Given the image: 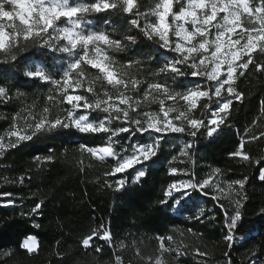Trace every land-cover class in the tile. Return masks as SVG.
<instances>
[{"label":"snow or ice","instance_id":"snow-or-ice-1","mask_svg":"<svg viewBox=\"0 0 264 264\" xmlns=\"http://www.w3.org/2000/svg\"><path fill=\"white\" fill-rule=\"evenodd\" d=\"M174 3L179 7L174 9ZM104 12L127 15L130 26L154 42L158 49L164 50L158 53L159 66L149 71L153 79L142 75L140 59L120 63L113 58L111 53L123 52L130 43H136L137 37L128 35L131 30L128 29L120 34L119 39L114 38L113 34L118 30L116 25L106 18L100 22L91 19L94 14ZM98 23L102 26L97 27ZM108 26L111 27L110 31ZM33 48L47 50L40 55L53 54L52 59L57 61L56 64L46 60L26 63L32 60L30 57L22 61L25 63V81L47 84V101L50 103L37 112L34 102L13 114L10 125L0 134V158L24 142L57 131L74 129L81 134L103 133L107 134L108 140L105 146L81 143L79 151L99 161L114 159V166L105 175L116 176L137 165H145L147 161L159 163V159L153 158L160 153L162 141L165 145L171 143V134H184L192 138L179 150L180 156H190L198 135L211 138L221 132L222 126H228L233 99L242 101L244 98V94L234 87L238 76H243L254 64V53L264 55V0H259V3L257 0H153L144 11L140 10L138 0H73L71 3L70 0H0V64L19 67L16 64L18 58ZM166 53L174 55L168 56ZM146 58L151 60L155 57L148 53ZM255 69L258 72L264 70V63H256ZM160 76L164 79H155ZM197 77L203 83L181 79ZM79 88H85L91 97L76 92L75 89ZM22 95L26 94L17 90V96ZM11 98L9 89L0 85V99ZM213 98H217L216 107L208 113L207 120L204 111L198 117L196 110L208 109ZM202 100L204 103H201ZM65 104L69 107H65ZM153 104L158 105L156 110L151 109ZM261 105L264 111V101ZM90 113L105 115L90 118ZM0 119H4L2 114ZM117 121L119 125L113 127ZM121 134H129L124 139L137 137L138 142L131 145L130 152L124 144H121L119 151L116 150L114 145L120 142L113 138ZM260 137H264V132L250 139L255 141ZM244 149L245 142L241 140L230 155L250 165H261L257 179L264 182V158L253 159ZM35 160L38 164L52 163L55 157L36 156ZM151 166L137 168L135 179L144 177L146 168ZM219 173L220 169L215 168L206 178L197 179L194 173L186 169L171 168L170 174L180 178L166 186L163 198L158 202L172 211L180 212L188 210L186 205L192 199V193L199 191L210 196L224 209L227 228L224 238L231 247L234 233L238 228H243L240 209L247 199L245 186L249 177L244 176L222 187L219 182L213 183ZM184 176L188 178L184 179ZM24 179V176H20V183ZM126 183L127 180L121 176L116 181L115 189L124 190ZM209 185L217 195L205 191ZM221 197L228 198L234 206L233 214H229L225 205L219 203ZM43 204L44 201L40 200L28 215L38 214ZM203 216L204 209L201 208L196 219ZM261 227L264 228V225ZM187 231L196 235L192 229ZM97 238L109 244L112 241L110 230L101 226L83 237L81 246L85 249L93 247ZM158 239L159 256L155 264H167L163 258L165 253L175 252L176 258L179 257L181 252L178 247L164 245L165 239L174 240L172 235ZM22 247L28 253L36 252V238L27 237ZM120 247H124L123 243ZM94 251L100 253L102 248L94 247ZM195 251L197 255H205L199 248ZM114 264H122V256L115 255Z\"/></svg>","mask_w":264,"mask_h":264},{"label":"trees","instance_id":"trees-1","mask_svg":"<svg viewBox=\"0 0 264 264\" xmlns=\"http://www.w3.org/2000/svg\"><path fill=\"white\" fill-rule=\"evenodd\" d=\"M138 2L140 10L144 11L153 0ZM178 7L179 4L174 3V9ZM102 18L117 26L114 38L119 39L120 34L128 29H131L128 35L137 37L136 43L125 51L111 55L126 60L133 53L131 59L144 62L142 73L151 79L149 71L160 60L157 45L130 26L127 15L104 12L91 17L98 22ZM97 26L102 25L98 23ZM108 27L110 31L111 27ZM41 52L45 51L33 48L22 53L16 61L19 67L0 64V85H5L12 97L0 99V114L4 116L0 119V134L8 128L13 114L21 107L35 102L38 112L50 103L47 101L49 86L26 82L23 76L25 63L22 61L25 57L32 58L26 63L39 59L50 62L48 55L41 56ZM148 53L155 57V61L146 58ZM253 58L254 64L243 76H238L234 85L244 98L242 101L233 99L228 126H222L221 132L211 138L198 135L195 147L190 150L191 155L183 159L184 163L179 162V166L174 160L180 147L172 142L165 145L162 141L160 153L153 158L159 159V163L147 161L140 166L152 165L146 168L144 177L135 179L138 167L116 176H106L105 172L114 166L115 160L107 158L99 161L87 153L82 154L79 145L105 146L108 143L107 134H81L74 129L40 136L9 150L0 158V264H114L115 255L122 256V264H155L159 256L158 238L168 235H172L174 240L165 239V247H178L181 254L176 258L175 252L165 253L163 258L167 264H264V228L261 227L264 225V182L257 179L261 165H250L230 155L237 149L238 142L243 140L244 150L250 157L264 158V137L255 141L250 139L264 132V111L261 110L264 70L258 72L255 69L256 63H264V55L256 52ZM17 90L26 95L18 97ZM215 100L213 98L208 109L198 108L196 115L199 117L204 111L207 120L208 113L216 107ZM128 135L121 134V141H126L124 138ZM181 137L185 141L192 140L186 135ZM137 142V137H133L129 146ZM48 155L54 156L55 162L38 164L35 160L36 156ZM173 167L186 169L197 179L206 178L213 169L219 168L220 173L213 180L222 187L244 176L249 177L245 186L247 199L240 209L243 228L234 233L231 247L224 238L227 233L224 209L210 196L204 198V216L201 219H196L199 213L193 209L196 197L200 196L198 193L195 198L192 197V205L186 206L185 216H178L167 205L158 202L163 198L166 186L179 178L170 174ZM20 176L25 177L23 183L19 181ZM121 176L127 183L124 190L117 191L115 184ZM109 184L113 186L108 187ZM205 191L218 194L212 188ZM40 200L44 201L40 212L28 215ZM219 203H223L229 214H233L234 206L228 198L221 197ZM208 216L214 218L208 219ZM101 226L110 230L111 244L97 238L93 247L83 248L82 238ZM29 236L39 242L34 253H28L22 247ZM122 243L123 248L120 247ZM97 246L102 248L100 253L94 251ZM196 248L205 255H197Z\"/></svg>","mask_w":264,"mask_h":264},{"label":"rangeland","instance_id":"rangeland-1","mask_svg":"<svg viewBox=\"0 0 264 264\" xmlns=\"http://www.w3.org/2000/svg\"><path fill=\"white\" fill-rule=\"evenodd\" d=\"M71 2H73V0H70V3ZM150 19H151V17H150ZM98 27V26H97ZM131 45H133V44H129V46H131ZM127 49V48H126ZM125 49V50H126ZM124 50V51H125ZM44 51H47V50H44ZM160 51H164V50H162V49H160ZM159 51V52H160ZM118 53V52H117ZM52 55L53 54H48V58H50V64H56L57 63V61H55V60H53L52 59ZM166 55H168V56H172V55H174L173 53H166ZM133 57V53H130V55H129V58L128 59H126V60H130L131 58ZM135 57V56H134ZM114 59H116L118 62H120V63H127L126 62V60H122L121 58H119V56H114L113 57ZM40 60H42V59H39V60H33V61H35V62H39ZM151 60H154V59H151ZM33 61H31V62H33ZM125 61V62H124ZM155 61V60H154ZM31 62H29V63H31ZM143 64H144V62H142L141 63V67H142V70H143ZM159 65H158V63L157 64H155V65H153V69L152 70H154V69H156L157 67H158ZM54 71L56 70L55 68L53 69ZM148 70V69H147ZM133 71H135V66L133 67ZM142 75H143V73H142ZM144 76V75H143ZM151 79H153V77H150ZM155 79H160V80H163L164 79V77L163 76H160V77H155ZM187 79H192V80H196V81H201V83H203V81L201 80V78H199V77H197V78H187ZM169 83H171V81H169ZM97 86H99V85H97ZM98 88V87H97ZM142 89H143V86H142V88H141V91H142ZM69 91L71 92V91H73V89H69ZM75 91L76 92H78V93H82V94H85V95H87V96H89V97H91V93H87L86 91H85V88H79V89H75ZM137 95H139V93L137 94ZM217 99V98H216ZM203 101V100H202ZM201 101V102H202ZM168 103H171V101H169ZM158 108V105H155V104H153V105H151V109L152 110H156ZM197 111V110H196ZM196 114V113H195ZM105 114H103V113H90V118H97V117H100V118H102L103 116H104ZM172 115H175V114H172ZM119 125V121H117V122H114V124H113V127H115V126H118ZM172 135V137H173V139H172V144L174 145V146H178V147H180V149H182L183 148V146H184V143L186 142L185 141V139H183L181 136H183L184 134H171ZM134 137V136H133ZM133 137H130L129 139H126V141H121L122 140V137L121 136H119V137H114L113 139L115 140V141H119L120 143H116L114 146H115V148H116V150H120V147H121V144H124V145H126V146H128L129 147V152L131 151V146H129V144L131 143V139L133 138ZM162 143V142H161ZM133 144H135V143H133ZM179 149V150H180ZM122 155H127L128 153H121ZM187 156H180L179 155V152H178V155H177V157H176V159L174 160V161H176V163L178 164V166H179V162L180 163H184L185 161L183 160L184 158H186ZM146 163V162H145ZM140 166H142V165H137L136 167H140ZM141 168V167H140ZM173 168H176V167H173ZM179 177V176H178ZM180 178V177H179ZM184 179H187L188 177L187 176H184L183 177ZM213 183H216L215 182V180H213ZM209 188L211 189L212 188V186L211 185H209ZM197 193L198 194H200V196H198V197H196V199H197V201H196V205L195 206H193V209H194V211L196 212H198V213H200V209L201 208H203V207H205L204 206V198L206 197L203 193H200L199 191H197V192H194V193H192L191 194V196L192 197H194L195 198V196L197 195ZM190 204L192 205V203H191V199L189 200V202H188V205L190 206ZM188 205H186V206H188ZM175 207V206H174ZM178 216H185V210H182V211H180V212H175ZM37 243H38V246H39V242L37 241Z\"/></svg>","mask_w":264,"mask_h":264}]
</instances>
